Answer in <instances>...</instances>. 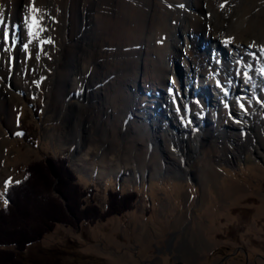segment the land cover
<instances>
[{"label": "rangeland", "instance_id": "374dc122", "mask_svg": "<svg viewBox=\"0 0 264 264\" xmlns=\"http://www.w3.org/2000/svg\"><path fill=\"white\" fill-rule=\"evenodd\" d=\"M59 2L0 0V207L6 188L23 178L27 166L59 158L67 159L76 183L93 191L102 210L109 191L136 198L131 210L95 224H57L17 253L18 259L26 264H264V60L259 63L255 52L238 57L249 69L235 74L245 73L250 80L245 88L253 86V93L240 90L242 79L216 88L212 77L227 69L222 65L231 63V53L219 52L223 59L216 61L202 37L184 53V36L177 33L178 55L169 61L172 48L166 46L172 40L153 26L143 40L126 46L122 34L108 32L123 9L104 7L107 0H73L66 14L67 39L73 41L60 45L64 8ZM81 12L85 21L77 34ZM41 18L44 29L37 27ZM75 44L83 48L70 62ZM197 50L219 66L205 64ZM152 61L165 71L154 74ZM197 69L205 73L197 78L201 86L186 95V75ZM193 84L195 79L189 88ZM215 90L227 93L222 105H216ZM237 110L247 115L236 116ZM157 113L166 125L153 121ZM241 123H246L242 131L233 130ZM231 133L239 140H228Z\"/></svg>", "mask_w": 264, "mask_h": 264}, {"label": "bare ground", "instance_id": "6f19581e", "mask_svg": "<svg viewBox=\"0 0 264 264\" xmlns=\"http://www.w3.org/2000/svg\"><path fill=\"white\" fill-rule=\"evenodd\" d=\"M72 1L73 0H60L59 2L61 7L63 6L64 8V13L61 12L62 16H60L61 17L60 20L62 21V23H64L63 24L64 26L62 28L63 31H61L62 33H60V37H59V39L61 40V43H59L60 45L65 44V42H69L70 44V42L73 41V40H70L69 38L67 39L68 33L66 32L68 21H69L66 14L69 9V6L72 5L71 4ZM182 3L184 4L185 7L182 6ZM114 4H117V5L119 4V6L123 9V11L122 13L120 12L122 15L120 16V18L116 19L117 21H111L114 25L111 26L113 27L112 29H108V32L109 33L116 32L115 35L122 34V36H124L123 38L127 40V42L125 43L126 46L133 45L134 44L133 42H135L136 40L137 42L141 41V39L143 40L145 38L144 36L146 35L145 33H146L147 28L154 27L156 34L159 33L160 35V34L166 33L167 41H169V38H171L172 43L170 44L168 43L166 47L172 48L171 53L173 55L170 54L171 56L168 59L169 61H174L176 58L175 54L178 55L177 48H178L179 42L176 36L177 33H180L182 36H184L183 43L184 44L186 43V46L183 47L184 53L186 50H188L187 45H192L194 48L197 38L198 40H200L202 37L203 43L208 42L210 43L209 46L211 45L210 47H213L212 51L215 52V54L217 55V57L215 58L216 61L218 57L221 58L219 56V52L221 53V51L223 50L228 51L232 55L230 56V58L228 57L229 58L228 61H231V63L228 64V62H226V64L228 65L226 64L222 65V67H227V69L223 68L222 71L224 72L217 71L216 76L212 77L214 78L216 82V88L221 87L223 84H224L223 87L225 88L230 87V84H231L229 82L230 80L232 81L234 85L235 81H233V78L234 80L242 79L243 84L240 90L244 91V93L245 91H248L249 93L251 92L253 93V90H254L253 86L250 85V88H249L250 90H247L245 88L246 86L244 84L246 82H250V80H248V78L246 77L245 73L244 74L241 72L239 74L238 73L235 74V73L237 69L239 70L241 69L243 70V68L245 70L249 69V64H246L245 61L239 62V59L241 60L242 57L246 53L255 52L258 58L257 61L259 63H261L262 60H264L263 59L264 58V0H163V2L162 0H107V3L105 4L104 7L106 6L111 7V5H114ZM86 7H87L86 4L82 6L84 14L87 11ZM39 8L40 7H38V10ZM83 13L81 15L82 16L81 20L80 21L77 20V23H76L77 26L75 28L77 29H75V31L77 34L79 33V30L81 26L84 24L83 22L85 21L84 20L85 16ZM207 13H211L210 18H207ZM99 17H102V15L98 14V18ZM168 19L170 22L174 21L173 25L172 23L168 22ZM126 20L127 22H135L134 23L135 25L132 27L131 23L129 24L126 23ZM148 22H150L149 25H147ZM43 23H44V20H42V18L39 19L37 22V27L43 28V26L45 25V24L43 25ZM224 34L225 36H223ZM70 46L71 48H73L72 50H69V53L72 52L71 53L72 57L70 56L71 54L69 53L68 54L70 57L69 60L70 62H72V58L75 59L78 56V54L81 53L79 51V48L80 47L83 48V46H80L77 44L73 46L70 45ZM166 47H164L165 50H166ZM196 52L198 53V55L202 54L200 56L205 57V64L210 65V63H212L215 66L216 65L219 66V62H216V61L212 62L211 56L209 57L208 54H203L205 53V50H197ZM161 55L162 54H160V56ZM210 55H212V52L210 53ZM233 55L235 56L233 57ZM89 56H90V53H89ZM221 59H223V56ZM181 60H185V59L182 58ZM151 64L154 69L155 68L157 69V72L152 71L154 74H157V73L160 74L162 71H165V70L159 69L158 67L159 63L152 61ZM197 70L198 71H196V73L193 74L192 77L189 74L186 75V78H185L186 80L185 81L186 82L185 94L186 95L187 93L191 92V89H195V87L201 86L200 84L201 81L197 78H199L201 75H205V73L202 72V70H199V69ZM70 71H68L69 72L68 74L64 75V78L66 77L67 79L70 78V75H71ZM170 71L172 72V68L170 69ZM217 73L219 75H217ZM220 74L222 75L221 81H220ZM225 75L228 77H226ZM157 76L159 78V75ZM194 79H195V84H193V86L189 88L190 81L191 80L193 81ZM223 79H225V81ZM219 81L220 82L223 81V83L220 86H218L217 84V82ZM212 82L214 83L213 79H212ZM236 88L238 89V86ZM215 91L218 92L217 90ZM231 95L233 96L234 93H231ZM226 97H227L226 92L225 94L220 93V92L215 93L214 94L215 101H218L216 105H219V104L222 105L224 101L226 100ZM233 97H235V95ZM154 101L156 102L157 100L155 99ZM235 113H236V116H239L242 118L244 114L247 115L245 110H237V112ZM149 116H150V113L148 112L147 117ZM157 118H160V120H158ZM164 118L165 117H163L162 114L159 115V113H157V115L154 116L153 121H160V125H162V123L163 125H166L168 121ZM181 124H186V123L182 121ZM245 124L244 123L237 124L238 125L237 129L234 128L233 130L242 131L245 128L244 127ZM151 126L154 127V123ZM180 127L188 128V126H185V125H180ZM234 135L235 134H233L232 136H228L227 139L234 140V141L239 140L238 139L239 136L235 135L238 137L236 138ZM249 142L250 144H252L254 140L250 138ZM197 144L198 142H195L193 147ZM195 148H197V146H195Z\"/></svg>", "mask_w": 264, "mask_h": 264}, {"label": "trees", "instance_id": "16d2710c", "mask_svg": "<svg viewBox=\"0 0 264 264\" xmlns=\"http://www.w3.org/2000/svg\"><path fill=\"white\" fill-rule=\"evenodd\" d=\"M92 190H84L66 158L48 159L27 166L24 176L9 185L0 207V264H26L17 257L28 245L40 241L57 224L79 227L122 215L133 207L135 194L108 192L105 210L94 203Z\"/></svg>", "mask_w": 264, "mask_h": 264}]
</instances>
